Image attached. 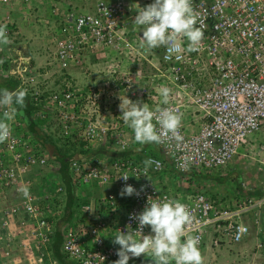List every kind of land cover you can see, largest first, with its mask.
I'll return each instance as SVG.
<instances>
[{"label":"built area","instance_id":"2783aa9c","mask_svg":"<svg viewBox=\"0 0 264 264\" xmlns=\"http://www.w3.org/2000/svg\"><path fill=\"white\" fill-rule=\"evenodd\" d=\"M92 1L93 9L87 12L52 10L59 18V27L51 47L43 50L47 59L44 74L32 66L30 57L17 52V32L6 19L0 20V25L6 26L8 38V47L0 60L1 76L17 81L13 90H27V98L35 107L31 119H53L59 127L55 135L62 140L76 136L83 143L104 145L111 129L104 122L105 90L89 88L81 94L66 80L58 89L47 82L49 72L56 75L69 68H81L85 54L100 59L110 51L123 56L134 70L119 73L117 66L111 65L107 71L119 73L116 81L127 87L146 82L155 94L152 110L171 107L184 113L194 108L200 114L202 123L198 131L186 133L181 123L182 142L157 144L175 174L185 176L196 170L209 173L228 165L248 137L264 126V0H193L206 25L204 38L197 51L188 52L185 39L180 51L172 54L163 46L151 51L139 47L142 32L131 23L136 9L153 0ZM8 3L9 0H0V6ZM164 86L172 90L167 105L158 103ZM12 129L11 137L0 143V264H38L43 260L59 264L50 252L55 231L61 239L60 251L69 264H113L119 249L112 242L113 237L128 224L133 230L137 228L138 222L130 220V214L142 212L148 199L152 202L166 196L176 198L154 181V175L163 171L160 159L145 158L159 162V166L153 164L147 171L144 164L130 157L116 158L108 165L99 157L81 162L70 160L73 187L110 185L115 192L101 196L93 206H83L84 221L75 225L61 221L56 195L62 188L57 186L53 194L35 192L36 187L46 185L43 171L48 166V154L42 143L26 132L19 115L12 122ZM39 131L50 130L44 124ZM114 142L120 152L127 150L128 140L123 133L115 135ZM125 174L130 175L127 181L119 178ZM25 185L29 186L28 198L18 191ZM125 185H131L139 194L121 196ZM10 192L16 195L11 202ZM183 195L176 199L186 203L200 222L190 229L200 237V250L208 230L215 235V247L222 237L231 244L242 242L250 233L243 221L249 212L253 213L255 229L259 227L264 198H248L229 208L222 205L221 198L202 192L185 191ZM119 199L125 203L122 216ZM150 233V227L145 226L143 234ZM261 247L256 244V249ZM138 261L153 264L150 257L143 255L130 258L128 264Z\"/></svg>","mask_w":264,"mask_h":264},{"label":"crops","instance_id":"0c3cea01","mask_svg":"<svg viewBox=\"0 0 264 264\" xmlns=\"http://www.w3.org/2000/svg\"><path fill=\"white\" fill-rule=\"evenodd\" d=\"M93 6L92 0H9L7 5L0 6V20L6 19L11 27L16 30L19 41L16 46L17 52H20L23 57H30L32 66L44 74L47 59L43 50L51 47L52 37L59 27V18L54 16L52 10L57 8L60 13L71 9L78 12L84 10V12H87L92 10ZM131 24L135 26V23ZM7 47L8 44H0V60H2ZM11 48L13 50V47ZM104 56L105 58L97 59L93 55L85 54L81 68H69L56 75H51L53 72H49L50 78L47 83L53 89L60 88L62 81L66 80L77 93L84 94L89 88H102L106 94L104 97V122L111 129L107 132L104 145L83 143L75 136L72 138L73 143L67 149L72 148V146L75 147L76 144H79L80 147L76 146V149L71 152L72 157L70 154V160L81 162L88 158L99 157L104 165H108L116 158L123 156L130 157L134 162L143 164L145 158L154 157L160 159L163 163V171L154 175V181L161 190L176 198L182 199L185 191L188 193L202 192L206 195L221 198L222 205L229 208H233L234 205L248 198H264V145L261 143V140H264V127L248 137L246 144L240 147L237 155L226 167L209 173L196 170L188 172L185 176L175 174L171 163L163 156L157 144L140 145L135 142L134 133L123 122L121 115L119 107L121 101L123 102L126 98L134 102L140 100L152 108L156 105L153 104L155 94L151 93L146 82L139 81L135 85L132 84L127 87L116 81L119 73L133 72L134 69L123 56L110 51H106ZM111 65L117 66L119 73H109L107 66ZM4 80L0 73V88L5 87L6 80ZM143 90H146V92L143 93ZM160 102L161 96L158 95V103ZM19 119L29 134L22 112ZM201 123L200 114L194 108H190V110L183 113L182 124L186 133L198 131ZM47 125L50 131L44 133L42 140L37 136L34 137L35 140L42 143L48 154V166L43 174L54 175L57 172L59 173L58 150H65L67 146L61 144L62 141L60 142L55 136V130L52 131L53 126ZM120 132L128 140V148L125 152H120L114 142L115 135ZM46 135L49 136L50 140L47 139ZM56 184H58V187L64 188L61 178H57ZM53 191L44 186H38L35 189V192L39 195L53 194ZM109 192H115L113 186L109 185L104 188H98L95 185L73 187L71 193L73 201L68 213L66 206L69 204V200L66 191L62 189V192L56 195V206L60 211V220L75 225L78 221L83 220V206H93L101 196ZM15 198L16 195L13 192L8 194L10 202ZM119 201L121 205L119 214L122 216L125 203L121 199ZM243 221L250 227V233L234 247L224 237L221 238L219 246H213L212 238L215 235L213 231L208 230L204 238V246L200 250L204 257V264H264V210L259 212V227L257 228L259 232L257 234V229L253 224V213L246 214ZM58 235V232L55 231L54 240ZM257 243L261 244L260 249H256ZM51 257L55 261L56 258L52 255V252ZM38 264L51 263L49 260H43ZM131 264L144 263L138 261Z\"/></svg>","mask_w":264,"mask_h":264},{"label":"clouds","instance_id":"9594fccd","mask_svg":"<svg viewBox=\"0 0 264 264\" xmlns=\"http://www.w3.org/2000/svg\"><path fill=\"white\" fill-rule=\"evenodd\" d=\"M134 23L140 36L139 47L151 51L165 47L169 54L179 52L186 39L188 52L197 51L204 38L206 25L197 14L193 0H153L145 7L136 9ZM199 25V26H197ZM6 26L0 25V44H7ZM170 58V56H169ZM171 89L164 86L160 90L161 103L167 105ZM27 90L17 88L0 89V143L12 135L14 122L25 106ZM123 122L134 133V140L140 145L182 142L180 133L183 113L171 107H157L152 110L147 103L126 98L120 103ZM185 161L184 167H187ZM145 171L159 162L151 158L143 161ZM130 175L119 178L127 181ZM146 177V176H145ZM143 190V189H141ZM24 197L30 196L29 186L18 189ZM138 195L131 185H125L121 196ZM130 220L138 222L136 230L131 224L113 237L112 242L119 245L118 259L113 264H128L130 258L150 257L153 264H204L200 251L199 235L192 234L191 226L200 222L189 206L176 198L164 197L153 200L139 214H130ZM149 226L150 234H143ZM139 236V238H137Z\"/></svg>","mask_w":264,"mask_h":264},{"label":"trees","instance_id":"16d2710c","mask_svg":"<svg viewBox=\"0 0 264 264\" xmlns=\"http://www.w3.org/2000/svg\"><path fill=\"white\" fill-rule=\"evenodd\" d=\"M2 58H3V56H2ZM2 68H4V67H2ZM5 80H6L5 87H3V88L13 90L16 87L17 81L15 79L9 78V79H5ZM3 88H0V89H3ZM33 108H35V107L32 106V103L26 97L25 106L21 110V112H22L24 120L26 122V126H27L30 137L33 138L34 136H37L42 140V137L44 136V133L46 134V132H40L39 130H40V126L44 125V124L45 125L49 124L51 127L53 126L55 132L58 131L59 127H57V125L53 121V119L47 120V121H33L31 119V111ZM47 122H51V123H47ZM34 139H35V137H34ZM47 139L50 140L49 136H47ZM58 140L60 142L62 141L61 144H64L65 147L67 146L65 148V150H62V151H61V149H59V150L57 149L59 151V158H58V161H59V170L58 171H59V173L57 172V174H54V175L43 174V181L46 184L45 187L53 191L54 188H56L58 186V184H56L57 178L62 179L64 188L61 186L60 187L66 191V195H67L68 200H69V204H67L66 209L69 213V208H71V204H72L71 202L73 201V197L71 194L73 191V185L70 181L71 174L69 171L70 154H71V152H73L76 149L75 148L76 146L80 147V145L76 144L75 147L72 146V148L67 149L69 147V145H71L73 143L72 139L71 138H65V139H63L64 140L63 141L62 139L58 138ZM71 157H72V154H71ZM58 174L60 177L57 176ZM48 183H49V185H47ZM60 241H61V239H60L59 235L55 237V240L53 238V241L51 242V246H50L52 255L54 256V258H56V260L59 262V264H69L66 261L64 255L60 251V243H61Z\"/></svg>","mask_w":264,"mask_h":264},{"label":"rangeland","instance_id":"374dc122","mask_svg":"<svg viewBox=\"0 0 264 264\" xmlns=\"http://www.w3.org/2000/svg\"><path fill=\"white\" fill-rule=\"evenodd\" d=\"M85 11V10H84ZM84 11H82V12H84ZM16 31V30H15ZM262 127H264V126H262ZM261 143L264 145V140H261ZM227 166V165H226ZM225 166V167H226ZM237 244H232V246L234 247V246H236Z\"/></svg>","mask_w":264,"mask_h":264},{"label":"bare ground","instance_id":"6f19581e","mask_svg":"<svg viewBox=\"0 0 264 264\" xmlns=\"http://www.w3.org/2000/svg\"><path fill=\"white\" fill-rule=\"evenodd\" d=\"M10 19V18H9Z\"/></svg>","mask_w":264,"mask_h":264}]
</instances>
